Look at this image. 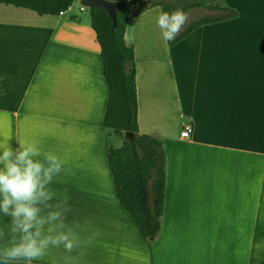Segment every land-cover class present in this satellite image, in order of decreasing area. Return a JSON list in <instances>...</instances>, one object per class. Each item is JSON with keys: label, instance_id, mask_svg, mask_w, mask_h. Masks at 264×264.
Listing matches in <instances>:
<instances>
[{"label": "crops", "instance_id": "0c3cea01", "mask_svg": "<svg viewBox=\"0 0 264 264\" xmlns=\"http://www.w3.org/2000/svg\"><path fill=\"white\" fill-rule=\"evenodd\" d=\"M218 1L203 7L215 21L174 44L155 24L162 6L137 4L128 20L139 130L166 152L154 242L115 195L107 155L123 139L103 125L109 87L91 18L75 2L56 15L0 3V138L67 161L49 203L81 241L32 264H264V0Z\"/></svg>", "mask_w": 264, "mask_h": 264}, {"label": "trees", "instance_id": "16d2710c", "mask_svg": "<svg viewBox=\"0 0 264 264\" xmlns=\"http://www.w3.org/2000/svg\"><path fill=\"white\" fill-rule=\"evenodd\" d=\"M76 0H0V3L31 9L40 15L60 14L67 11ZM150 8L160 5L163 11L192 7L222 8L208 0H191L189 3L169 4L156 0H133L117 12V25L108 11L99 6L89 8L92 26L101 46L104 77L109 87L103 125L119 135L125 134L120 147H110L108 162L112 172L115 195L119 203L134 218L143 235L156 241L162 230L166 186V152L161 137L140 133L138 125V94L134 46L126 43L128 20L136 5ZM200 18L191 22L174 41V44L202 24L215 21ZM133 133V139L126 138Z\"/></svg>", "mask_w": 264, "mask_h": 264}, {"label": "clouds", "instance_id": "9594fccd", "mask_svg": "<svg viewBox=\"0 0 264 264\" xmlns=\"http://www.w3.org/2000/svg\"><path fill=\"white\" fill-rule=\"evenodd\" d=\"M188 21L181 9L157 10L155 15L166 44L176 39ZM66 163L35 142L0 138V216L5 218L0 242L6 239L0 243V264H32L45 259L51 248L62 246L71 253L80 246V236L65 224L61 206L49 203L55 195L49 186ZM96 234L100 235L99 229Z\"/></svg>", "mask_w": 264, "mask_h": 264}, {"label": "rangeland", "instance_id": "374dc122", "mask_svg": "<svg viewBox=\"0 0 264 264\" xmlns=\"http://www.w3.org/2000/svg\"><path fill=\"white\" fill-rule=\"evenodd\" d=\"M146 1H150V0H146ZM156 1L163 2V3L169 4L171 6H176L177 4H183V2H185V3L191 2V0H156ZM220 2H222V0H220ZM208 3L218 4L219 1L218 0H208ZM85 7L87 8V10L81 11L80 0H76L75 3H74L73 12L80 13L81 16L84 17L85 21H89L90 20V18H89L90 17L89 16L90 15L89 14V7H87V6H85ZM203 7L204 6H202V7H192V8H189L187 11H185L188 14V16H189V21H188V24L182 29V31H184L186 29V27L191 22H193V21H195L197 19H200V18L204 17L205 15H209L210 14V12L205 10ZM205 8H207V7H205ZM121 137L124 140L125 134L121 135ZM119 143H120L119 139L115 135H113L112 139L110 140V144L109 145H110V147H119Z\"/></svg>", "mask_w": 264, "mask_h": 264}, {"label": "water", "instance_id": "95a60500", "mask_svg": "<svg viewBox=\"0 0 264 264\" xmlns=\"http://www.w3.org/2000/svg\"><path fill=\"white\" fill-rule=\"evenodd\" d=\"M133 0H80V3L87 6V7H93V6H99L105 8L110 17L113 20V26L117 25V12L118 9L122 6L128 5L132 3ZM126 138L129 140H132L133 133L132 132H126Z\"/></svg>", "mask_w": 264, "mask_h": 264}, {"label": "built area", "instance_id": "2783aa9c", "mask_svg": "<svg viewBox=\"0 0 264 264\" xmlns=\"http://www.w3.org/2000/svg\"><path fill=\"white\" fill-rule=\"evenodd\" d=\"M71 8V7H70ZM69 8V9H70ZM66 11H60V14H64ZM193 132V126L190 123L184 124L183 130L181 131V136L184 138H189Z\"/></svg>", "mask_w": 264, "mask_h": 264}]
</instances>
